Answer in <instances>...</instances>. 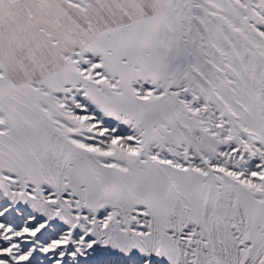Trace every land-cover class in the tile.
<instances>
[{
    "label": "snow or ice",
    "instance_id": "snow-or-ice-1",
    "mask_svg": "<svg viewBox=\"0 0 264 264\" xmlns=\"http://www.w3.org/2000/svg\"><path fill=\"white\" fill-rule=\"evenodd\" d=\"M0 264H264V0H0Z\"/></svg>",
    "mask_w": 264,
    "mask_h": 264
}]
</instances>
